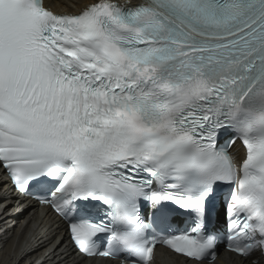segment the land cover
Here are the masks:
<instances>
[{
    "label": "snow or ice",
    "instance_id": "obj_1",
    "mask_svg": "<svg viewBox=\"0 0 264 264\" xmlns=\"http://www.w3.org/2000/svg\"><path fill=\"white\" fill-rule=\"evenodd\" d=\"M0 167L84 256L264 264V0H0Z\"/></svg>",
    "mask_w": 264,
    "mask_h": 264
},
{
    "label": "bare ground",
    "instance_id": "obj_2",
    "mask_svg": "<svg viewBox=\"0 0 264 264\" xmlns=\"http://www.w3.org/2000/svg\"><path fill=\"white\" fill-rule=\"evenodd\" d=\"M50 3L54 4L56 7H61L63 10L78 11L83 5H85L89 0H48ZM125 2V0H120ZM234 151H241V146L237 143ZM4 182L3 178L0 177V184ZM4 188V187H3ZM7 190V187H5ZM7 192V191H6ZM9 197L6 199L15 200L12 192L9 190ZM6 199H3L6 200ZM2 201V200H1ZM16 213L17 208L13 209ZM5 215V223L0 224V229L2 227H8L4 231H0V264H26L27 259H31L35 254L43 253L41 264H77L79 260L75 257L72 248L66 243L60 248V245L54 246L53 238L54 235L59 232L61 233V226L58 222H55L49 215L44 214L42 217L37 216L35 219L34 226L30 227L26 225V229L23 233V238L19 239L14 237L10 240L7 234L14 231L13 225L17 220L16 216L9 213L5 208L0 207V217ZM29 224H33L29 221ZM18 227H16L17 234ZM2 236V237H1ZM67 238L63 237V241L66 242ZM35 252L29 253L31 249H35ZM156 260V264H184L179 258L174 256H167L163 252H159ZM2 260V261H1ZM216 264H249V261H238L233 259H228L225 254H223L217 260ZM32 262V261H31ZM82 264H116V263H106V262H93V263H82Z\"/></svg>",
    "mask_w": 264,
    "mask_h": 264
}]
</instances>
